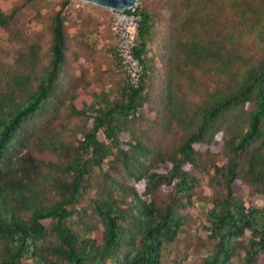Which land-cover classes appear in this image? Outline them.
Returning <instances> with one entry per match:
<instances>
[{
	"label": "trees",
	"instance_id": "obj_1",
	"mask_svg": "<svg viewBox=\"0 0 264 264\" xmlns=\"http://www.w3.org/2000/svg\"><path fill=\"white\" fill-rule=\"evenodd\" d=\"M45 1L0 7L17 46L0 75V264H163L200 176L215 191L201 264L264 260V0H139L136 87L111 11L101 69L78 63L95 18L75 0L41 14Z\"/></svg>",
	"mask_w": 264,
	"mask_h": 264
},
{
	"label": "rangeland",
	"instance_id": "obj_2",
	"mask_svg": "<svg viewBox=\"0 0 264 264\" xmlns=\"http://www.w3.org/2000/svg\"><path fill=\"white\" fill-rule=\"evenodd\" d=\"M59 1L60 0H46L43 4L44 9L40 10L41 14H45L47 11L54 8ZM18 2H20V0H0V7L2 10L8 11ZM88 6L93 5L85 3L79 4V7H84V12H90V15L95 18V22H93V20L89 21L92 32L86 38L87 44L88 46H91L92 51L90 52L87 50L89 54L88 58H80L78 63H83L86 61L93 65L100 66L101 69H106L110 67L111 62L110 56L105 54L104 48L109 45H114V41L108 33V24L110 23L111 14L105 9L97 11L94 10L92 12L93 8ZM19 21L20 25L24 26V30L25 27H27L29 32H39L42 29V25L35 23L36 21H34V18L30 17L28 11L19 17ZM94 24L96 29L93 27ZM16 47V44L11 41V38L8 36V34L0 30V75L15 71L14 53L17 49ZM91 90L92 88H90L88 92ZM81 100L88 103L90 102V97L86 94H83L78 100H76L75 103L79 105ZM177 139L178 135L173 133L167 137L166 141L168 144L174 146L176 145ZM45 156L49 159H54V157L51 155ZM200 177L202 178V182L201 186L197 189L194 205L191 209L185 212L186 220L184 226L181 229L175 244L170 247L169 258L165 260L163 264H172V259L178 252L181 253L182 257L186 254L187 257L184 258V264H201L202 260L210 254V244L205 239L204 234V215L207 209L210 207L208 199L214 194L215 191L207 185V180L205 177ZM235 191L236 195L244 202L252 201L256 206H261L262 202L260 198H250L247 195V190L244 187L236 186ZM232 264H240L238 256L234 257ZM257 264H264V260L258 261Z\"/></svg>",
	"mask_w": 264,
	"mask_h": 264
},
{
	"label": "built area",
	"instance_id": "obj_3",
	"mask_svg": "<svg viewBox=\"0 0 264 264\" xmlns=\"http://www.w3.org/2000/svg\"><path fill=\"white\" fill-rule=\"evenodd\" d=\"M76 1V0H75ZM79 4L82 2L76 1ZM138 4L125 10L112 12L111 33L117 40V55L126 75L127 83L136 87L140 81L143 67L134 55L139 18Z\"/></svg>",
	"mask_w": 264,
	"mask_h": 264
},
{
	"label": "water",
	"instance_id": "obj_4",
	"mask_svg": "<svg viewBox=\"0 0 264 264\" xmlns=\"http://www.w3.org/2000/svg\"><path fill=\"white\" fill-rule=\"evenodd\" d=\"M85 4L93 5L111 12L125 10L135 4L139 0H76Z\"/></svg>",
	"mask_w": 264,
	"mask_h": 264
}]
</instances>
